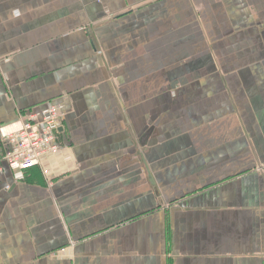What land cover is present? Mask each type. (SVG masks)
<instances>
[{
  "label": "crops",
  "instance_id": "crops-1",
  "mask_svg": "<svg viewBox=\"0 0 264 264\" xmlns=\"http://www.w3.org/2000/svg\"><path fill=\"white\" fill-rule=\"evenodd\" d=\"M59 103L0 264H264V0H0V128Z\"/></svg>",
  "mask_w": 264,
  "mask_h": 264
},
{
  "label": "built area",
  "instance_id": "built-area-1",
  "mask_svg": "<svg viewBox=\"0 0 264 264\" xmlns=\"http://www.w3.org/2000/svg\"><path fill=\"white\" fill-rule=\"evenodd\" d=\"M63 106L48 104L39 117L29 116L11 130L0 128L1 136L7 141L9 150L4 156L16 180L23 178V170L40 165L44 156L59 152L56 130L59 126ZM46 173V170H43Z\"/></svg>",
  "mask_w": 264,
  "mask_h": 264
},
{
  "label": "water",
  "instance_id": "water-1",
  "mask_svg": "<svg viewBox=\"0 0 264 264\" xmlns=\"http://www.w3.org/2000/svg\"><path fill=\"white\" fill-rule=\"evenodd\" d=\"M59 130H60V128H58V131ZM147 172H148V178H149L150 182L153 183L152 176H151L150 172L148 170H147Z\"/></svg>",
  "mask_w": 264,
  "mask_h": 264
}]
</instances>
